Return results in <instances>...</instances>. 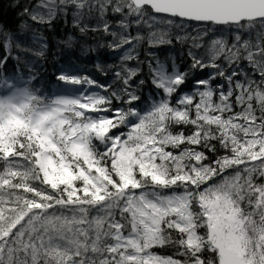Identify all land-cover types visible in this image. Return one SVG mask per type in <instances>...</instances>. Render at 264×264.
<instances>
[{
    "label": "snow or ice",
    "instance_id": "1",
    "mask_svg": "<svg viewBox=\"0 0 264 264\" xmlns=\"http://www.w3.org/2000/svg\"><path fill=\"white\" fill-rule=\"evenodd\" d=\"M22 15H70L119 63L95 65L114 83L61 70L75 94L44 97L3 72L20 56L0 32V264H264V0H36ZM33 40L16 48L43 57ZM177 44L183 70L153 50Z\"/></svg>",
    "mask_w": 264,
    "mask_h": 264
},
{
    "label": "trees",
    "instance_id": "2",
    "mask_svg": "<svg viewBox=\"0 0 264 264\" xmlns=\"http://www.w3.org/2000/svg\"><path fill=\"white\" fill-rule=\"evenodd\" d=\"M35 2L36 0H0V32H8L13 37L11 42L13 56L17 54L20 56L19 61L9 59L3 72L18 78L17 83L21 86L27 83L29 88L35 89L44 97L75 94V90L79 86L64 84L56 79L61 70L80 76L88 75L101 84L114 83L111 70L108 71V75H104L97 71L95 65L97 63L105 66L116 65L119 63L118 56L107 48H98L95 52L87 51L89 47L96 48L98 42H103L100 41V36L91 32L81 36L79 30L72 27L70 15L67 18V23L64 22V19L57 20L50 29L46 25L29 20L28 17L22 15V10L25 6ZM69 35L75 37L74 45L71 48L60 43L66 40ZM33 37L45 39L47 48L43 57L26 54L16 48L17 43L22 47L38 48ZM2 43L3 38L0 37V44ZM153 50L157 52L161 60L174 57L182 70L188 66L189 61L179 44L174 47L163 46ZM139 51L140 59L144 60V48L142 47ZM3 54L4 50L0 47V56ZM129 64L135 66V61H130ZM144 73L147 74L146 67ZM200 75L203 78L206 73ZM149 89L150 85L145 86L143 97L147 98L152 95ZM156 251L162 255L172 254L171 249H157Z\"/></svg>",
    "mask_w": 264,
    "mask_h": 264
}]
</instances>
